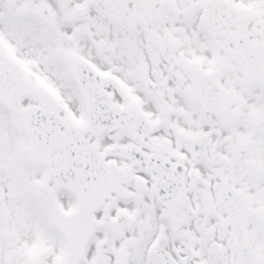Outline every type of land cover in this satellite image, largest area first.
Here are the masks:
<instances>
[{
  "label": "snow or ice",
  "instance_id": "snow-or-ice-1",
  "mask_svg": "<svg viewBox=\"0 0 264 264\" xmlns=\"http://www.w3.org/2000/svg\"><path fill=\"white\" fill-rule=\"evenodd\" d=\"M0 264H264V0H0Z\"/></svg>",
  "mask_w": 264,
  "mask_h": 264
}]
</instances>
